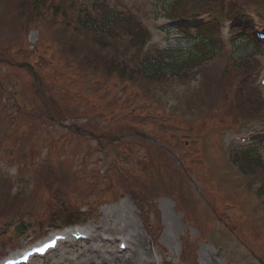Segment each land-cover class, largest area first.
Instances as JSON below:
<instances>
[{
  "label": "rangeland",
  "instance_id": "1",
  "mask_svg": "<svg viewBox=\"0 0 264 264\" xmlns=\"http://www.w3.org/2000/svg\"><path fill=\"white\" fill-rule=\"evenodd\" d=\"M12 1H0L3 2L0 5V58L8 63L0 66L2 86L9 92V97L2 99L3 103L7 101L5 108L9 114L19 105L23 108L26 106L43 115L45 110L42 109V102L34 93L39 90L49 93L53 90L51 94L56 95L57 103L63 106L62 118L66 121L58 124L44 120L43 136L52 143L50 146L42 145V153L36 157L42 164L36 166L33 163L35 159H31L32 154L29 153L30 147L23 152L21 147L24 145L18 141L10 143L14 144L13 146L3 140L0 142V147L3 143L6 146L0 149V172L15 183L13 194L0 184V261L18 254L29 244L38 243L52 232L72 227L65 226L67 217L62 213L63 210L74 217H77L78 212L87 210V216L91 213L90 217L77 226H84L85 229L102 227L103 232L100 234L108 235L106 231H111V237H121L120 233L124 229H127V232H135L143 240L136 252L116 256L120 250L118 242H115L113 245H105L100 254L92 257L87 243H72L49 259L35 264H185L180 243L183 236H188V239L199 244L195 264H261L258 251L256 250V255H252L250 251L245 250L237 238L231 235L228 227L246 234V238L238 237L250 246L254 245V237L262 238L260 226L262 224L264 227L263 207L259 202L256 208H251L252 210L243 209L227 195L229 191L226 190L229 183L236 179L241 185L246 183L244 176L238 173V170L241 171L240 167L237 170L231 164L236 153L240 152L237 148L241 147L236 145L238 143L234 141V136L252 135L257 139V143H264V111L261 112L259 121H239L232 131L226 126L220 127L234 118L246 120L249 116L245 115L247 112L242 105L234 104L240 101L234 98V95L230 96V102L235 110L239 107L241 110L237 111L238 114L235 112L236 115L230 116L226 110H231V107H223V101L226 103L223 100L225 93L213 90L217 78L222 79L224 90L227 82L229 84L232 79L238 81L241 79V72L245 71L241 67L230 68L234 57L245 56L251 52L247 42L236 40L237 30L241 32L244 24L235 22L232 34L229 35L226 26L222 30V37L217 41L223 48H219L217 55L211 53L205 56L204 60L190 69L185 78H172L162 84L151 80L144 82L141 78L134 79L133 83H121L114 78H105L99 72L90 80L83 81L80 77L87 69L86 66L83 67L86 62L83 51L92 48L97 40L108 38V34H100L95 30L94 33L86 35L78 28L72 29L69 25L70 19L67 18L69 9L65 4L61 7L57 5L56 11L44 20L50 28L44 27L40 30V26L37 31L31 19L21 18L16 3ZM40 1L43 11L44 1ZM76 1L85 3L88 0ZM169 1L105 0L101 4L99 0H90L86 3H89L93 20H100L102 12L96 9L98 6L104 9L105 4L125 16L131 15L150 33L149 48L158 47L172 51L174 58L182 62L193 51L195 38H187L171 28L165 29L168 25L169 16L166 11ZM47 2L48 0H45V4ZM223 2L230 7L232 15L242 13L249 17L251 15V19L256 16V23L264 29V0ZM61 9L68 11L62 13ZM42 16L46 17L44 11ZM207 21L209 20H204L205 23ZM204 26L210 27L211 24ZM195 34L196 32H192V35ZM233 41L235 47L231 46ZM260 51L258 54L264 55V47ZM249 60L251 82L246 89L248 88L251 94L256 91V84H259L264 56ZM20 65L33 66L38 79L27 69L17 67ZM228 69L231 71L228 72ZM256 77L258 82L255 84ZM53 79L57 82L54 86L48 82ZM47 83L51 87L46 85ZM230 85L236 89L235 83ZM56 86L58 88L55 89ZM243 103L245 107L248 106L246 101ZM75 125L92 131L94 138H77L69 129L76 128ZM186 129L187 131H184ZM197 129L202 132L201 138L195 137ZM132 131L143 137L141 152H127L125 148L116 146V143L102 147L114 137L128 136ZM1 132L6 134V127L0 128ZM166 136L170 137L172 144L167 142ZM217 140L219 146L214 144ZM105 151L111 153L108 159L105 158ZM176 151L183 154L186 169L177 165V159L174 157ZM258 153L264 162V145ZM213 154L222 157L220 160L225 166L223 176L229 183L222 182V173L218 172V167L212 161ZM115 158L122 162L121 169L127 178L133 181L132 184H136L135 190L142 187L139 183L144 186L148 178L157 173V163L163 176L164 168L170 171L169 176L163 178L165 184L170 187H177L179 168L183 169L188 181L189 173L192 175L191 171L195 170V177H191L195 184L189 185L190 191L194 192V197L199 190H202V193L209 192V199L212 198L211 202L217 207L211 206V212H206L211 226L205 227L201 223L199 227L201 239L207 228L213 231L210 234L211 241L200 242V238H197L200 235L198 228L183 218L182 206L176 200L162 195L152 200L162 219V236L156 244L152 243L149 230L147 232L141 220L143 215L132 199L119 191L120 186H115L121 182L118 180V184L116 181V171L112 170L108 178H103ZM181 177L184 178L183 175ZM184 179L186 185L190 184ZM222 183L227 189L222 187ZM251 186L253 190L258 187L256 180L253 179ZM6 192H9V195L4 199L2 196ZM262 200L264 202V197ZM202 209L204 210L203 207ZM247 212L254 218V225L257 224V219H261L258 227L250 226L245 217ZM150 222H153V216L150 217ZM20 223L25 225L27 230L16 234L15 227ZM155 226L151 231H155ZM98 246L103 244L99 243ZM263 249V241H260L259 250ZM262 257L264 258V254Z\"/></svg>",
  "mask_w": 264,
  "mask_h": 264
},
{
  "label": "trees",
  "instance_id": "2",
  "mask_svg": "<svg viewBox=\"0 0 264 264\" xmlns=\"http://www.w3.org/2000/svg\"><path fill=\"white\" fill-rule=\"evenodd\" d=\"M43 1L45 18L42 16L43 11L40 5L42 2L40 0H13L12 3H16V9L22 19H31L30 21H33L35 26H40L46 25L44 20L50 16L53 13V9L56 8L55 5H51L48 9V4H45V0ZM168 5L166 15L169 16L170 20L178 22L181 25V30L183 29L182 33L185 34L186 37L191 32H189L186 27L182 26V24L190 17H196L198 13H202L204 10L213 14L212 16L215 17H217V15L224 17L226 13L229 14L226 10L231 12L230 7L226 6L223 0H170ZM97 9L99 12H102L99 21L93 20L85 8L80 11L82 13L80 19L74 21L73 15L76 11L74 5L67 13V18L70 19L69 25L72 29L78 28L83 31L84 34H87V31L94 33L95 30L100 34H108V39L106 41L103 38L99 39L92 48H89L88 51H83V53H85L84 60L86 61L83 67L86 66L87 69L85 73L81 74V80H90L99 72L103 77L114 78L117 82L121 83H130L137 78L159 82L172 79L173 77L181 79L187 77L190 69L204 60L205 56L211 53L217 55L219 52L220 47H217L213 39L215 38L217 26L216 28L211 26L197 30L196 39L192 46L193 51L182 62L174 58L175 54L172 51L155 50L146 55L142 49L144 42L147 40L146 37L148 33L142 28L138 21L131 15L125 16L109 8L107 5H104V9H101L100 6ZM61 10L62 13L67 12L65 9ZM217 24L218 22H216V25ZM65 25L64 23V26ZM248 45L251 47V52L249 54L247 53L245 56L234 57V62H232L230 66V68L234 69H236V67L245 69V71L241 72V79H238V81L234 79L230 80L229 84L227 82L223 90L221 84L222 79L217 78L219 80L217 81L216 79L213 86V90L215 89L219 90V93L221 91L225 93L223 95V100H225L226 103L223 101V107H225V105L226 107H231V110H229V108L226 110L225 108L230 116H232V114L236 115L237 111L241 110V107H239L238 110L234 109V105L230 102L231 95H234V98L236 97L237 100H240L234 104L236 106L242 105L243 109L247 112L245 114L251 115L250 117H254L264 110V100L261 97V93L254 91L249 94L248 88L246 89L251 82V74L249 71L251 68L249 69L248 67L250 64L249 59L256 57L255 55H257L261 49V46L255 45L253 41L248 42ZM230 71L231 69H228V72ZM231 83H235L236 89L230 85ZM90 84L95 87L92 82ZM244 101H246L249 108H246L248 106L245 107ZM55 109H57L58 112L57 106ZM60 113L64 114L63 110ZM233 160L235 164L239 165L243 174L256 176L259 180L264 178V162L261 154L258 153L257 150H241L236 153ZM182 185L183 183H180V186ZM5 198L8 197L4 196V199ZM9 204L12 203L9 202ZM62 213L67 217V224L75 219L76 221L80 219L79 217H74L66 213L64 210ZM1 215L2 210L0 211V217Z\"/></svg>",
  "mask_w": 264,
  "mask_h": 264
},
{
  "label": "bare ground",
  "instance_id": "3",
  "mask_svg": "<svg viewBox=\"0 0 264 264\" xmlns=\"http://www.w3.org/2000/svg\"><path fill=\"white\" fill-rule=\"evenodd\" d=\"M103 232V228L102 227H93V229L91 230V238L96 241V244L98 245L99 243H102L104 245L108 244L110 242V240L104 238L105 234H100ZM106 233L109 235L112 232L111 231H106ZM129 233H132L129 234ZM121 236H126L125 239H127L128 245L130 246L129 249H127V251H129V253L133 254L134 252H136L137 248L140 246V244L143 242L141 236L135 232H127V229H124L121 233ZM90 255L92 257L98 255L99 253H101V248H96L94 250H90ZM120 253L117 252L116 256H119ZM115 256V255H114Z\"/></svg>",
  "mask_w": 264,
  "mask_h": 264
},
{
  "label": "water",
  "instance_id": "4",
  "mask_svg": "<svg viewBox=\"0 0 264 264\" xmlns=\"http://www.w3.org/2000/svg\"><path fill=\"white\" fill-rule=\"evenodd\" d=\"M21 229H24L22 226H20ZM19 228V226L17 227V230L21 231V229Z\"/></svg>",
  "mask_w": 264,
  "mask_h": 264
}]
</instances>
